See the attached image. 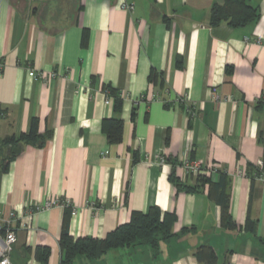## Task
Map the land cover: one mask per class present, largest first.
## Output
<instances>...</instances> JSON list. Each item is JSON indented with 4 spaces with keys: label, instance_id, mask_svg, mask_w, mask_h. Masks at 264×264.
Segmentation results:
<instances>
[{
    "label": "crops",
    "instance_id": "0c3cea01",
    "mask_svg": "<svg viewBox=\"0 0 264 264\" xmlns=\"http://www.w3.org/2000/svg\"><path fill=\"white\" fill-rule=\"evenodd\" d=\"M224 1L0 0V212L17 215L13 264H42L39 249L61 264L65 209L27 212L57 199L76 210L74 239H103L153 207L177 218L157 252L72 264H200L201 246L217 264H264V0L248 1L256 21L212 26ZM34 120L43 146L3 148ZM109 120L122 122L120 141ZM188 159L219 171L186 175ZM222 178L226 219L212 186Z\"/></svg>",
    "mask_w": 264,
    "mask_h": 264
},
{
    "label": "trees",
    "instance_id": "16d2710c",
    "mask_svg": "<svg viewBox=\"0 0 264 264\" xmlns=\"http://www.w3.org/2000/svg\"><path fill=\"white\" fill-rule=\"evenodd\" d=\"M249 0H225L222 5L215 4L211 13V25L217 26L221 23H228L231 27H244L259 17L257 10L249 5ZM109 138L111 141H120L123 124L119 120H109L106 122ZM47 139L38 131V122L33 121L31 132L22 135L18 140H6L4 147L23 143L28 146L41 147ZM6 150V148H5ZM5 161L13 158L4 154ZM173 182L180 189L184 187L176 178ZM208 183V179L203 180ZM216 191V200L222 206L223 218H227V199L225 195L224 178L214 185ZM66 216L63 222L60 248L62 252L61 264H72L77 257H86L90 260L101 258L107 252L117 249H135L137 247H149L154 252L159 250L162 242H169L175 234L173 227L177 220L176 215L172 213H163L159 208L153 207L146 213L134 212L129 222L122 224L114 231L107 234L103 239L80 238L74 239L70 234V223L67 213L71 214V209H65ZM39 259L42 264H47L48 251L39 249ZM41 253V254H40ZM195 257L200 264H217V256L214 250L209 246H201L195 253Z\"/></svg>",
    "mask_w": 264,
    "mask_h": 264
},
{
    "label": "built area",
    "instance_id": "2783aa9c",
    "mask_svg": "<svg viewBox=\"0 0 264 264\" xmlns=\"http://www.w3.org/2000/svg\"><path fill=\"white\" fill-rule=\"evenodd\" d=\"M127 8H131L130 6L124 5ZM30 76L36 79H46L45 74L42 72L31 71ZM109 93V92H108ZM123 98L124 95L121 94ZM179 102H184V98L177 99ZM107 103H109V99H107ZM0 115H2L0 111ZM160 163H166L165 158H160ZM259 165H263L262 161H259ZM181 167L186 175L198 177L199 175L206 173L209 175H214L218 173V168L209 167L207 163L198 159H188L182 162ZM60 207L62 209H71V214L76 215V210L72 207L71 202L69 200H46L45 202L34 205L28 208L29 214L38 213L41 211L49 210L51 208ZM95 208V206H93ZM96 209V208H95ZM98 209V208H97ZM17 215L15 212H10L9 217L3 218L2 212H0V264H13L11 261V254L13 252V248L17 243V236L15 229L13 227V222L16 220Z\"/></svg>",
    "mask_w": 264,
    "mask_h": 264
},
{
    "label": "water",
    "instance_id": "95a60500",
    "mask_svg": "<svg viewBox=\"0 0 264 264\" xmlns=\"http://www.w3.org/2000/svg\"><path fill=\"white\" fill-rule=\"evenodd\" d=\"M22 150H23V149L19 146V147L14 148L11 152H12L13 154L20 155L21 152H22Z\"/></svg>",
    "mask_w": 264,
    "mask_h": 264
}]
</instances>
